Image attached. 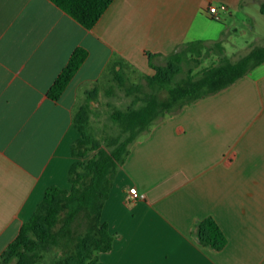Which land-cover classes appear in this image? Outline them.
<instances>
[{
    "label": "crops",
    "instance_id": "0c3cea01",
    "mask_svg": "<svg viewBox=\"0 0 264 264\" xmlns=\"http://www.w3.org/2000/svg\"><path fill=\"white\" fill-rule=\"evenodd\" d=\"M263 4L115 0L87 30L49 0H0V256L50 187L69 188L76 109L109 64L152 76L196 41L222 43L238 62L264 40L245 41L243 28L264 17ZM210 6L220 21L207 14ZM78 47L89 57L54 101L48 92ZM131 188L144 199H133ZM208 218L227 237L221 251L197 235ZM102 222L114 236L103 264H264V63L136 141Z\"/></svg>",
    "mask_w": 264,
    "mask_h": 264
},
{
    "label": "trees",
    "instance_id": "16d2710c",
    "mask_svg": "<svg viewBox=\"0 0 264 264\" xmlns=\"http://www.w3.org/2000/svg\"><path fill=\"white\" fill-rule=\"evenodd\" d=\"M87 30H92L115 0H49ZM264 15V4L261 6ZM207 45L196 41L183 45L164 66L153 67L154 74L145 83L128 84L123 67L111 63L99 80L88 102L79 104L73 124L80 138L72 149L74 162L69 171V188L50 187L31 219L0 256V264H42L53 250L61 253L54 264H103L100 254L113 248L114 236L102 222L103 208L110 197L115 179L131 154L132 145L146 136L166 116L184 107L218 94L248 76L264 63V49L255 48L238 62L227 57L218 66L207 68L199 77L184 74L190 54H201ZM214 47L224 53L222 43ZM89 57L78 47L55 80L48 97L58 101ZM149 58L151 56L149 55ZM115 83L126 95L134 96L133 106L117 110L111 120L119 128L116 136L103 141L88 131L90 101L98 94L101 83ZM114 85L107 92L112 96ZM201 244L223 250L227 237L213 218L197 227Z\"/></svg>",
    "mask_w": 264,
    "mask_h": 264
},
{
    "label": "rangeland",
    "instance_id": "374dc122",
    "mask_svg": "<svg viewBox=\"0 0 264 264\" xmlns=\"http://www.w3.org/2000/svg\"><path fill=\"white\" fill-rule=\"evenodd\" d=\"M223 24H226V22H223ZM251 27H254V29L251 30ZM243 28L247 31L245 41L253 40L258 35L264 38V17L257 16L256 19L251 20L249 26H243ZM256 45L264 49V40L259 41ZM225 58V53H222L219 48L209 45L201 54H190L188 56L184 65L183 76L191 74L194 77H199L205 69L222 64ZM230 60L235 62L237 59L232 57ZM124 73L128 78L129 85L132 83H145L144 77L148 76L144 73L136 74L125 71ZM109 85H114L115 91L112 96L107 92ZM99 89L98 94L89 103L88 131L92 136L103 141L105 137H114L119 134L120 130L113 124L111 114L114 111L127 110L132 107L134 96L126 95L125 91L120 89L115 83H101ZM93 91L94 88L88 94L83 92L79 104L87 103L88 97L92 96ZM60 255L59 251L53 250L47 255L42 264H54V260L58 259Z\"/></svg>",
    "mask_w": 264,
    "mask_h": 264
},
{
    "label": "built area",
    "instance_id": "2783aa9c",
    "mask_svg": "<svg viewBox=\"0 0 264 264\" xmlns=\"http://www.w3.org/2000/svg\"><path fill=\"white\" fill-rule=\"evenodd\" d=\"M207 14L215 21H220L221 19L216 6H210ZM129 194L135 200L144 199V195L140 194L136 188H131Z\"/></svg>",
    "mask_w": 264,
    "mask_h": 264
}]
</instances>
